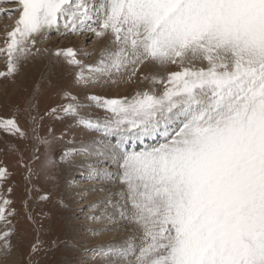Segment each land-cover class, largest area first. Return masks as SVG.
<instances>
[{"label":"snow or ice","instance_id":"6c2138e0","mask_svg":"<svg viewBox=\"0 0 264 264\" xmlns=\"http://www.w3.org/2000/svg\"><path fill=\"white\" fill-rule=\"evenodd\" d=\"M5 2L15 7L0 9V16L15 19L0 39L6 65L0 78L14 83L28 62L51 52L39 45L53 31L63 37L91 32L104 47L94 65L72 47L52 53V63L63 64L72 80L65 88L49 79L48 88L66 103L41 114L37 86L11 116H0L8 137L0 154L15 156L23 170L17 209L11 199L17 185L9 183L14 173L0 161V264H40V253L56 247L53 241L45 248L39 238L48 214L30 207L32 193L41 191L34 181L55 180L56 137L39 134L46 117L103 133L107 141L82 145L84 155L95 157L89 179L119 186L114 195L123 203H107L141 243L110 246L106 264H133L130 255L134 264H264V0ZM150 65L163 73L146 72ZM121 85L132 94L89 93ZM93 107L108 115L93 120L86 113ZM148 139L162 142L129 150ZM50 200L49 193L38 198ZM22 222L36 233L27 254L13 243L25 234L18 231Z\"/></svg>","mask_w":264,"mask_h":264},{"label":"rangeland","instance_id":"374dc122","mask_svg":"<svg viewBox=\"0 0 264 264\" xmlns=\"http://www.w3.org/2000/svg\"><path fill=\"white\" fill-rule=\"evenodd\" d=\"M14 7L15 5L7 3L5 0H0V9H12ZM14 19L15 16H13L12 19H9L7 16H0V39L3 38L4 26L12 23ZM92 27H96V25L92 24ZM39 46L42 49L48 48L51 52L44 53L41 57L28 62L22 73L15 78L14 83L11 79L0 78V116H11L13 106L29 96L37 86L42 89L43 93L39 105L41 114L49 107H56L58 104L66 103V101L62 100L59 96L53 95L54 90L48 88L49 79L53 83L65 88L68 87L69 82L72 80V77L66 74V68L63 64L52 63V61L56 59L52 56V53L57 49L72 47L80 52L78 58L84 59L85 64L94 65L99 59V53L101 48L104 47V44L97 41V38L91 32L63 37L53 31L49 34V38ZM84 52H90L92 55L84 58ZM5 70L6 65L4 58L0 57V71ZM49 71H52L53 75L48 76ZM145 71L153 74L157 72L163 73L162 69H157L151 65L148 69H145ZM85 74H87V70H85ZM42 77H47V79H43ZM145 86L144 84L140 85L141 88ZM156 87L159 88L160 86L157 85ZM79 91V89L74 90V94L79 93ZM132 92V87L124 85L119 87L96 86L89 90L90 94L108 98L130 95ZM81 99L83 100V96H81ZM86 113L91 116L93 120L99 118L101 121L108 115L104 110L95 107L87 109ZM21 123H24L23 117H21ZM68 123L67 120L61 121L55 117H46L42 122V127L39 129V134L42 136H48L49 139H52V136L56 137L51 149V156L55 161V166L53 168L55 180L46 181L42 176L39 180L34 181L36 187L41 191L32 193L30 207L34 209V214L42 212L48 214L47 218L43 220L46 231H42L39 238L43 241V246L45 248H52L53 241H56V247L47 252L46 255L43 252L40 253L38 258L40 264H106L107 257L103 253L104 250L101 251L100 249L103 248L106 242L114 240L115 236L111 235L109 230H101L98 226H101L104 220H93L91 214H97L102 201L107 199L110 200L111 198H89L90 193L95 192L96 186L93 185L96 181L89 179L90 170L88 165L93 162L95 157L84 155L82 145L88 144L91 148L92 145L90 142L92 141H101L105 144L107 141L103 133L87 131L79 127L69 128ZM25 127H27V125H25ZM49 128L52 129L51 135H49ZM7 138V135L0 130V147L3 146L2 141ZM14 142L19 143L18 141ZM112 142H115L114 139ZM158 142L162 141L148 139L139 146H137L136 143H132L129 145V150L135 148L136 151H140L142 148L155 145ZM29 144L31 145V141H29ZM39 147V154L42 161L44 159L45 149L43 146ZM65 152H68L69 156L62 160ZM30 154L31 147H29L28 152L25 154V158L27 159ZM16 159L17 158L12 155L0 154V161L7 163L9 170L14 173L9 183L15 182L17 188L11 199L16 201L15 207L20 209V199L23 193V170L16 165ZM39 163L38 161L33 166L38 167ZM88 188L90 190H88ZM45 193L51 195V200L47 202H38L39 196ZM89 201L90 204H86ZM106 203L107 202H103L102 204ZM103 213L104 212L101 211L99 215H103ZM39 218L40 217L37 216V219ZM119 222L120 224H118ZM118 223H114L117 225L116 232L113 231L114 233H118L117 231L123 226L125 228L128 227V224L124 221L119 220ZM18 231L25 234L19 238H13V243L18 244L19 250L27 254L29 245L36 238V233L32 230L31 225L23 222L18 225ZM127 232H129V235L132 234L131 230L126 231V233ZM132 235H134V233ZM136 241L139 246L141 241H139V239ZM136 255H139V250H136ZM15 258L14 256L12 259ZM134 258L135 256L130 255L129 260L133 262L135 261Z\"/></svg>","mask_w":264,"mask_h":264},{"label":"bare ground","instance_id":"6f19581e","mask_svg":"<svg viewBox=\"0 0 264 264\" xmlns=\"http://www.w3.org/2000/svg\"><path fill=\"white\" fill-rule=\"evenodd\" d=\"M87 34V33H86ZM63 67V66H62ZM24 87V86H23ZM28 90V89H27ZM23 91V90H22ZM26 92V91H25ZM28 95V94H27ZM26 95V96H27ZM21 97V96H20ZM13 98V97H12ZM12 100V99H11ZM9 104V103H8ZM7 104V105H8ZM13 109V108H12ZM79 162H81V161H79ZM95 182V181H94ZM86 186V185H85ZM93 186H96L95 187V192L94 193H90V199H94V198H104V197H106V199L107 198H111L110 200H112V201H116V200H120V197L118 196V195H114L115 193H118L119 192V186L118 185H107V184H105V182H98V181H96L95 183H94V185ZM93 186H88V187H93ZM99 186V187H98ZM101 187H105L107 190H105V191H100V188ZM88 190H90L89 188H88ZM110 193H113V195H110ZM109 199H107V200H103L102 201V203L104 202H107ZM100 204V207H99V211L97 212V214L96 213H93V214H91V216L93 217V220L94 219H97V220H99V221H102V220H104L103 221V223L101 224V226H98V227H100V229L101 230H103V229H105V228H107L109 231H110V233H111V235H114L115 236V239L114 240H112V241H110V242H106V244H104L103 245V248H101L100 250L102 251V250H104V252L103 253H106V252H108V250H109V247L110 246H115V247H121V246H127V244L128 243H132L133 245H135V246H138V243H137V239H139L138 238V234H136V233H134L133 231H132V228H131V225L129 226L128 225V227L127 228H125L124 226L123 227H121L120 228V230L119 231H117L118 233H114L113 231H115L116 229H117V225L116 224H114L115 222L116 223H118V221L120 220V218H119V215H118V209H113L112 207H111V205H109L108 203H106V204ZM120 203H123V200H120ZM86 204H90V201L89 202H87ZM86 204H84V205H86ZM101 211H103L104 213H103V215H99V212H101ZM106 215H112L113 216V220L115 221V222H108L109 220L106 218ZM91 222V221H90ZM96 222V221H95ZM94 222V223H95ZM97 223V222H96ZM107 224H109V225H107ZM118 224H120V222L118 223ZM124 224V223H123ZM97 225H98V223H97ZM50 229V228H49ZM130 231L131 230V233L133 234L134 233V235H132V234H130L129 235V232H127L126 233V231ZM116 232V231H115ZM108 236H110V235H108ZM107 238V237H106ZM105 238V239H106ZM104 239V240H105ZM139 241H140V239H139ZM137 251H138V247H137V249H136ZM102 253V252H101ZM102 253V254H103ZM129 257L130 256H128V260H129ZM135 259V258H134ZM48 262V261H47ZM133 263H134V261H133Z\"/></svg>","mask_w":264,"mask_h":264}]
</instances>
